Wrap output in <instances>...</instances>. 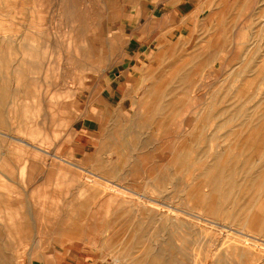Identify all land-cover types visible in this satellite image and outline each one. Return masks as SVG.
<instances>
[{"label":"rangeland","instance_id":"1","mask_svg":"<svg viewBox=\"0 0 264 264\" xmlns=\"http://www.w3.org/2000/svg\"><path fill=\"white\" fill-rule=\"evenodd\" d=\"M207 1L141 58L129 0H0V264H264V0Z\"/></svg>","mask_w":264,"mask_h":264},{"label":"crops","instance_id":"2","mask_svg":"<svg viewBox=\"0 0 264 264\" xmlns=\"http://www.w3.org/2000/svg\"><path fill=\"white\" fill-rule=\"evenodd\" d=\"M130 3L127 5L128 10L134 12H140V16L145 19L139 26H128L124 27L123 32L132 34L138 32L139 34H144L145 38L142 41H135L132 38L129 39L124 48L128 50L129 56H138L141 58L146 57L149 51L152 50H162V46L159 44V36L161 38L162 30L154 27L151 29L149 24L152 23V19H159L160 21L163 18H167L172 20L173 29L172 33L182 36L187 35L190 32L185 29V26H188V22H192V19L198 18L201 16H205L207 9V0H129ZM234 2L236 0H233ZM223 3L226 0H222ZM238 2V0H237ZM223 3L221 6L224 7ZM199 6V7H198ZM226 9V8H225ZM204 13V14H203ZM217 19L214 17L215 24H219L221 19V25L225 27V13H219L216 15ZM211 20V18H210ZM209 20V23L211 22ZM212 20V21H214ZM182 40V39H181ZM180 40V41H181ZM183 41V40H182ZM181 41V42H182ZM180 43V42H179ZM159 47H156V45ZM131 50V51H130ZM189 52L186 56H183L181 53ZM161 53V52H160ZM158 53L157 56L153 57L147 64V69L145 74L147 73H156V81L154 83L144 84V92L138 97L144 98H153L154 103L156 104V99L161 98L162 96H166V92L168 90L173 89L178 90L177 84L179 81L186 82L189 79L187 76L189 73L194 72V69L190 68V66H196L203 64L207 59L210 58V52L207 50L204 51V48L200 49L199 52L192 54L189 49H183V45L177 44L164 49L162 54ZM176 53V58H172V54ZM164 55V56H163ZM168 57V58H167ZM189 58V64L181 61V58ZM118 64H121L118 62ZM131 64V63H128ZM136 64V63H133ZM157 69V70H156ZM135 70V69H134ZM180 74V78H179ZM146 78L142 76L141 80L144 81ZM170 81V82H169ZM127 96L131 95L134 86H137V90H139V83L132 79L127 80ZM134 82L136 84H134ZM170 84L167 85L166 83ZM165 83V84H164ZM174 85V86H173ZM136 97V96H135ZM67 264V263H63Z\"/></svg>","mask_w":264,"mask_h":264},{"label":"bare ground","instance_id":"3","mask_svg":"<svg viewBox=\"0 0 264 264\" xmlns=\"http://www.w3.org/2000/svg\"><path fill=\"white\" fill-rule=\"evenodd\" d=\"M263 60V59H262ZM247 90V89H246ZM195 92V91H194ZM193 132L192 131H190V133L189 134H192ZM251 136H252V134H251ZM79 170V169H78ZM87 173V172H86ZM91 173V172H90ZM89 173V174H90ZM93 174V173H92ZM94 175V174H93ZM97 177V176H96ZM102 179V178H101ZM107 182V181H106ZM150 200V199H149ZM190 216V215H189ZM166 227V226H165ZM198 228L201 230V229H205V226L204 225H202V224H198ZM203 231V230H202ZM202 234H204V232H201ZM203 237V236H202Z\"/></svg>","mask_w":264,"mask_h":264}]
</instances>
